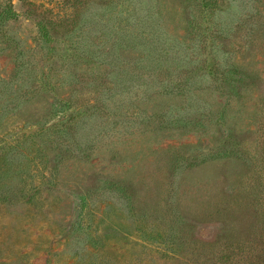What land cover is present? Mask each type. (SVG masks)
<instances>
[{
    "label": "rangeland",
    "instance_id": "rangeland-1",
    "mask_svg": "<svg viewBox=\"0 0 264 264\" xmlns=\"http://www.w3.org/2000/svg\"><path fill=\"white\" fill-rule=\"evenodd\" d=\"M206 1L0 0V264H264V0Z\"/></svg>",
    "mask_w": 264,
    "mask_h": 264
},
{
    "label": "trees",
    "instance_id": "trees-1",
    "mask_svg": "<svg viewBox=\"0 0 264 264\" xmlns=\"http://www.w3.org/2000/svg\"><path fill=\"white\" fill-rule=\"evenodd\" d=\"M71 1V0H70ZM75 3L81 4L82 1L84 0H74ZM207 3H211L214 2L213 0H207ZM19 17V14L14 10V8L12 7V5H9L5 10L2 11V13L0 14V18L3 21H11V20H15ZM39 30L43 36V38L45 39L46 42H51V35L47 29V27L45 25H43L42 23L39 24Z\"/></svg>",
    "mask_w": 264,
    "mask_h": 264
}]
</instances>
